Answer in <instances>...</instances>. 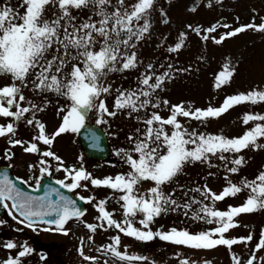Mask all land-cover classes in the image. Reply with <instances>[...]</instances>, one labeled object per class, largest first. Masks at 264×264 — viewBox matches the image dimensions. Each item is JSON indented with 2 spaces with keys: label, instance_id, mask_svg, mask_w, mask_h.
<instances>
[{
  "label": "snow or ice",
  "instance_id": "1",
  "mask_svg": "<svg viewBox=\"0 0 264 264\" xmlns=\"http://www.w3.org/2000/svg\"><path fill=\"white\" fill-rule=\"evenodd\" d=\"M179 2L0 0V138L10 145L3 154L11 162L16 155L13 149L19 146L25 154L38 157L27 164L32 172L28 178L16 176L13 180L7 170L0 172V206L12 220L33 232L68 235L67 225L75 220L90 233L86 239L94 242L100 230L114 229L110 242L97 251L115 258L117 264H147L149 260L138 253H129L121 234L144 242L158 237L200 250L226 246L231 264H264L261 254L264 226L258 239L254 231L228 235L230 230L241 226L242 215L264 212V165L251 178L233 179L251 161L249 152L264 151V82L225 95L218 106L211 102L197 106L193 101L183 100L173 103L162 95L177 78L200 71L193 63L181 64L179 59L193 35L205 44L211 40L220 45L246 31L264 33V17L257 22V16L253 15L250 22L238 25L217 20L207 27L193 20L177 28L172 38L171 9ZM217 6L223 7V0H189L184 11L195 15ZM252 12L257 10L253 8ZM235 20L238 22L240 17ZM158 28L167 31L157 33ZM221 28L223 31H218ZM154 36L158 41L155 48L162 50V60L142 56V45ZM197 59L202 62L206 57L200 55ZM242 59L241 56L235 62L231 57L224 60L213 74L215 89L232 84ZM126 74H134V82L128 87L112 79L118 75L127 80ZM242 105L255 108L244 111L239 118L243 125L240 134L198 131L187 124L196 121L207 126L212 119ZM50 109L58 118L51 131L43 119ZM162 109L167 110V115L162 114ZM90 114H94L95 125L107 129H112L119 116L135 121L125 134L126 146L115 149L125 169L97 177L84 167L83 155L78 157L79 163L68 164L54 150L59 137L78 135L85 129L91 146L98 147L100 136L89 126L93 119ZM22 124L31 133L28 139L19 136ZM108 134L118 136L120 130ZM197 164L216 169L207 173L210 177L223 171L221 190L215 191L207 183L194 187L180 183L186 168ZM56 173L62 176L57 177ZM44 177L51 178L55 186L45 185L40 195L25 191L16 183L22 180L29 189H39ZM90 185L110 190L121 218L116 217L115 208H108L109 196L97 198L80 193V189L87 190ZM241 195L240 203H226ZM74 196L92 204L93 221L84 219L88 209L81 208ZM217 202L226 206L220 208ZM181 209L185 217L190 215L192 220L209 225L207 229L190 231L176 226L154 229L157 218ZM6 223L0 219V225ZM254 239L257 242L251 246ZM84 240L81 237L77 248L84 264H101L99 257L86 253ZM240 244L250 248L246 257L233 250ZM2 247L7 252L0 257V264H27L35 253L28 242L19 243L11 238ZM46 256L47 253L41 252L39 260L45 261ZM103 264H108V260ZM180 264L197 262L184 258ZM202 264L212 261L204 259Z\"/></svg>",
  "mask_w": 264,
  "mask_h": 264
},
{
  "label": "rangeland",
  "instance_id": "2",
  "mask_svg": "<svg viewBox=\"0 0 264 264\" xmlns=\"http://www.w3.org/2000/svg\"><path fill=\"white\" fill-rule=\"evenodd\" d=\"M189 3V0H180L179 4H174L171 9V15L173 17V26L171 29L172 38H175L176 29L182 27L184 24L191 22L193 20L199 22L201 25L207 27L210 23L220 20L222 23L227 22L229 24L238 25L239 23L250 22L253 15L257 16V22H259L260 17H264V0H223V7L217 6L212 10H201L198 14H187L184 11V6ZM257 10L256 13L252 12V9ZM239 16L240 20L237 22L235 17ZM161 31H167L164 28H158L157 33ZM218 31H223V28L218 29ZM156 36L153 37L152 41L147 42L142 45V56L144 58L157 57L162 60V50L155 48ZM171 42V40L169 41ZM203 55L206 57L205 61H198V57ZM243 57L242 63L238 66L239 71L235 74L234 80L230 86L224 87L221 90H217L213 87L214 73L217 72L226 58H233L235 62L236 57ZM181 64L193 63L196 67L200 68L199 72H193L191 74H185L182 77L177 78L175 83H170L167 90L162 93L173 103L179 101H193L197 106H207L209 102L214 105H219L225 95L232 94L239 90H245L250 85L259 84L264 82V33H255L252 31H246L242 34H238L235 38H229L220 45L214 44L209 40L206 44L200 41L195 35L192 36L191 41L186 49L182 50L179 56ZM129 76L127 80H122L118 75H114L112 79L116 81L117 84L123 83L125 87H128L134 82V74H126ZM111 103V100H109ZM255 106L252 105H242L235 106L230 109L227 113L223 114L218 119H212L207 126H202L199 122L188 121L187 124L191 125L192 128L198 131H210V132H223L226 135H237L243 131V125L240 122V117L242 113L246 110H252ZM257 111L261 110L256 108ZM162 114L167 115V110L162 109ZM93 119L91 123H94V114H90ZM43 119L47 122L48 130L51 131L57 124V117L53 110H49L45 113ZM135 121H129L126 116H119L113 121L112 129H107V126H100L104 131L109 148L110 156L107 160L101 162H95L87 160L82 152V149L77 140V134L73 135H62L55 142L54 150L58 154L62 155L68 164L79 163L78 157L83 155L84 157V167L91 171L97 177H103L105 175L115 174L116 172L125 169L126 166L123 164L121 159L115 155V149L120 147H125V134L134 125ZM95 124V123H94ZM120 130L118 136H110L109 131ZM30 131L23 124L19 129V136L28 139L30 138ZM10 145L7 144V140L0 138V164H5L9 167L11 163L10 170L16 176H21L23 178H28L32 175V172L27 168L28 163L35 162L38 157L36 154H25L21 147L17 146L13 149L16 153L14 159L10 162L7 160L3 154V150ZM249 156L252 157L251 161L247 166L242 168L239 176H234V180H238L240 177L247 176L251 178L255 175L257 170L264 165V151L260 152H249ZM209 171L215 172L216 169H209L206 165L197 164L195 166H188L185 170V174L180 176V183L187 185L188 187H194L197 184L203 185L204 183L209 184L210 187L215 191L221 190L224 180L223 171L221 170L218 176H208ZM38 175V172L36 173ZM57 177L62 176V173H56ZM34 183V181H32ZM148 187L147 184L143 186L144 189ZM82 195H95L98 198L109 196L111 197L110 190L107 188H93L91 185L89 189H80ZM243 199V196H238L235 199H228L226 203L238 204ZM114 207L118 208L119 205L116 203L115 198H110ZM108 201V208L111 209V205ZM86 202V201H85ZM217 206L224 208L225 203L217 202ZM86 208L88 212L85 215L86 220L92 221L94 219V209L91 203L86 202ZM0 219H5L6 224L0 225V257L6 255L7 250L3 249L2 244L8 239H14L19 243L28 242L30 246L35 249V253L30 256L34 257L35 260L39 259L40 249H41V237L43 232H33L32 230L17 231L20 229V225L12 220L10 216L7 215V210ZM241 226L236 227L229 231V236H236L239 234H247L250 231H254L258 239V234L261 226H264V212H258L252 215H242L240 217ZM77 223V222H76ZM247 225L248 227H244ZM139 226V225H137ZM163 226L165 229L172 226L179 228H188L190 231H200L206 230L209 225L203 221H194L189 217L183 215V209L180 212H169L157 218L154 222V229H158ZM101 231V230H100ZM109 237L115 232L113 230L107 231ZM69 238H72L74 250L71 255L78 262L82 260L79 256L77 248L79 246L81 237H85V251L87 254L92 255L93 252L90 251V243L86 244V237L89 235L87 229H85L81 224L78 226L70 227ZM78 238V239H77ZM131 238V237H128ZM65 237L52 238L47 242L48 245L53 243H59L60 240ZM78 240V243L76 242ZM149 243V241H147ZM147 242H145L147 244ZM257 242L254 239L251 242V246H254ZM157 246V251L159 254H154L152 256L156 264H160V255H184L188 254L198 261L199 256L204 259L212 261V264H231L230 254L226 246H217L215 249H192L188 246L174 245L171 242L163 241L161 239L154 238L150 243ZM186 247V248H185ZM233 250L237 254L247 256L250 252V248L247 245H235ZM71 250L67 243H62V246L55 247L49 254H70ZM150 253L148 248L143 251V254ZM264 255V253H261ZM29 259V258H28ZM27 259V262H28ZM73 259V258H72ZM28 264V263H27Z\"/></svg>",
  "mask_w": 264,
  "mask_h": 264
},
{
  "label": "flooded vegetation",
  "instance_id": "3",
  "mask_svg": "<svg viewBox=\"0 0 264 264\" xmlns=\"http://www.w3.org/2000/svg\"><path fill=\"white\" fill-rule=\"evenodd\" d=\"M94 220V219H93ZM92 220V221H93ZM71 225V224H70ZM113 231L115 232L116 230L113 229ZM109 233H107V231L101 230L99 231L95 237H94V242L89 241V243L91 244V246H94L95 249L100 248L99 246H101L102 244L108 243L110 242V237H109ZM55 238V237H53ZM50 240V237H45L44 240L41 242V250L42 252L47 253L46 256V260L45 261H40L38 259L37 264H84L83 260H80L79 262L77 260L74 259V256L71 255L73 253L74 250V245H73V240L72 238H67L65 237L64 239H61L59 243H53L52 246L54 247H59L62 246V243H67L70 247L71 253L64 255V254H49L47 251V242ZM122 242L123 245L127 246V251H129V253H138L140 255L146 256L149 258L147 264H151L152 260H155L152 256H156L154 254H143L142 250L144 245H141L142 247L139 246V241L137 240H133L131 238H122ZM142 244V243H141ZM94 256L99 257L101 264H103V262L105 260H108V264H117L115 258H112L110 256H105L102 252L100 251H96L94 254H92ZM73 258V259H72ZM184 258H188L190 259L189 256H183L182 259ZM30 262H32V259H30ZM160 264H167L166 262L163 261H159ZM181 261H175L174 264H180ZM119 264H123V262H119ZM173 264V262H172ZM198 264H202V261H199Z\"/></svg>",
  "mask_w": 264,
  "mask_h": 264
},
{
  "label": "water",
  "instance_id": "4",
  "mask_svg": "<svg viewBox=\"0 0 264 264\" xmlns=\"http://www.w3.org/2000/svg\"><path fill=\"white\" fill-rule=\"evenodd\" d=\"M89 126L92 127L94 130H96L97 134L100 136V140L98 141L99 146L95 147V148L92 147L91 141L88 139L86 129L82 130L81 133L79 134V141H80V144L83 148L84 154L86 157L91 158V159H105L109 155V150H108V146H107L105 137L102 134L101 130L97 126L91 125V124ZM4 170L5 169H2V170H0V172H2ZM10 178H12V177L10 176ZM20 187H22V186H20ZM22 188L25 191H32L33 194H35V195H40L44 191V189L42 190V188H39L38 190H29V189H26L24 187H22ZM79 205L81 206L80 203H79ZM81 208H82V206H81Z\"/></svg>",
  "mask_w": 264,
  "mask_h": 264
}]
</instances>
